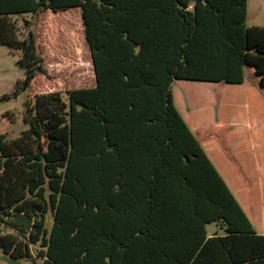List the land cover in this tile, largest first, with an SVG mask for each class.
<instances>
[{"label":"trees","instance_id":"16d2710c","mask_svg":"<svg viewBox=\"0 0 264 264\" xmlns=\"http://www.w3.org/2000/svg\"><path fill=\"white\" fill-rule=\"evenodd\" d=\"M74 8L82 11L96 85L35 95L26 103L29 128L0 136L4 258L264 264V234L172 88L187 80L251 83L264 92V26L247 24L248 0H0V45L23 50L27 69L0 101L46 72L31 22L22 37L16 17ZM212 223L224 234L209 237Z\"/></svg>","mask_w":264,"mask_h":264},{"label":"rangeland","instance_id":"374dc122","mask_svg":"<svg viewBox=\"0 0 264 264\" xmlns=\"http://www.w3.org/2000/svg\"><path fill=\"white\" fill-rule=\"evenodd\" d=\"M16 20L21 28L22 37L28 33L26 22H31V28L35 33L37 48L43 58L46 72L39 74L34 79L32 86L22 91L18 96L0 101V136L4 135L8 139L19 137L23 131L29 128L25 121L26 103L33 100L35 95L53 91L65 93L72 89L91 88L96 85L97 81L80 8L59 13L45 11L36 15L24 14L16 17ZM247 24L249 26H264V0H248ZM22 57L23 50L8 45H0V96L14 94L18 82L25 78L27 69L20 63ZM187 84L194 87L191 88L193 92L192 102L198 105L197 114L201 118L203 116L209 118L211 116L210 108L214 102L216 83L175 80L172 88L176 99L175 104L180 112L178 106L180 90ZM222 85L225 86L226 100H235L243 106V99L248 98L244 86L226 83ZM184 101L190 106L192 105L191 97H184ZM9 111L15 115L10 117ZM246 115L245 112L242 115L240 109L234 114V117ZM226 181L236 195L237 190L228 180ZM256 184L258 186V198L262 202L264 201V180H257ZM240 199H244L242 194ZM52 225L53 218L50 216L49 228ZM207 232L209 237L215 234H224L223 229L216 223L207 225ZM38 250L39 246L33 247L34 254H37ZM0 264H11L4 258L1 249ZM20 264H42V260L38 259L36 262L22 260Z\"/></svg>","mask_w":264,"mask_h":264},{"label":"crops","instance_id":"0c3cea01","mask_svg":"<svg viewBox=\"0 0 264 264\" xmlns=\"http://www.w3.org/2000/svg\"><path fill=\"white\" fill-rule=\"evenodd\" d=\"M243 86L248 98L241 106L240 102L226 100L225 86L216 84L209 118L197 114L198 105L192 102L194 87L188 84L180 90L178 106L219 172L237 190L236 197L258 233L264 234V201L258 198L256 184L264 180V92L251 83ZM186 96L191 97V106L184 101ZM240 109L247 115L234 117Z\"/></svg>","mask_w":264,"mask_h":264},{"label":"water","instance_id":"95a60500","mask_svg":"<svg viewBox=\"0 0 264 264\" xmlns=\"http://www.w3.org/2000/svg\"><path fill=\"white\" fill-rule=\"evenodd\" d=\"M93 60V59H92ZM95 71V70H94ZM95 75H96V73H95Z\"/></svg>","mask_w":264,"mask_h":264}]
</instances>
